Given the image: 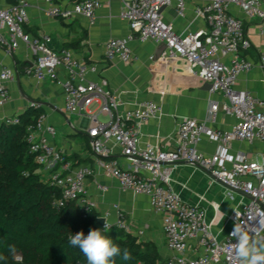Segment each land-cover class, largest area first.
<instances>
[{
	"label": "built area",
	"instance_id": "obj_1",
	"mask_svg": "<svg viewBox=\"0 0 264 264\" xmlns=\"http://www.w3.org/2000/svg\"><path fill=\"white\" fill-rule=\"evenodd\" d=\"M45 1L50 4L51 0ZM186 1L123 0L120 17L128 23L131 34L111 39L104 50L107 60L117 58L126 63L132 59L129 41L133 38L161 44L160 57L184 59L195 74L211 85L210 92L222 97L221 103L210 102L206 121L181 120L173 151L138 145V127L158 111L153 102H143L123 117L116 115L118 102L107 89V81L85 80L86 73L95 72V67L87 68L78 63L71 52H55L44 39L25 32L28 0H16L12 5L0 7V44L9 50L16 48L19 42L27 45L34 61L25 72L37 80L53 78L57 67H64L68 77L61 83L64 94L62 111L87 120L86 133L97 168L116 179L122 189L135 195H146L152 209L162 215L165 246L170 254L160 264H247L239 255L233 230L235 226L242 227L249 247L264 254V153L251 158L243 153L233 156L229 150L234 142L264 141V100L235 88L239 74L249 71L252 64L241 57L240 53L250 47V42L245 37L243 21L230 13V7L239 8L250 20H258L259 34L264 38V0H207L195 10V16L204 19L209 29L178 32L171 23L163 20L161 10L174 6L176 13L183 17ZM99 6V0H81L69 8L49 6L46 14L64 20L76 16L93 20ZM221 57H228V63ZM257 65L264 73V53ZM10 79L11 72L2 71L0 106L9 100L6 82ZM92 104L97 105L99 114L106 118L104 121L89 109ZM32 107L39 108L40 105L33 103ZM219 111L235 119V124L227 132H219L209 125ZM5 122L18 123L19 119L15 116ZM26 131L25 139L40 166L39 173L61 190L56 205L74 201L85 211L95 210L96 205L88 197L84 185L86 178L93 175L92 167L85 164L72 166L64 152L49 143L46 135L54 138L57 131L52 125L45 124L44 113L39 114ZM203 137L217 143L213 154L206 155L198 150ZM108 143L120 146L126 160L125 168L119 167L116 161L103 159L109 153ZM178 162L195 165L232 189L252 197L253 200L247 198L232 213V225L223 239L218 240L211 233L204 208L183 201L170 188L172 171ZM100 189L105 191L106 187ZM113 208L116 212L113 224L107 221L106 215H98L97 219H104L102 226L105 224V229L115 226L130 232L123 212L117 205ZM16 259L20 260V257Z\"/></svg>",
	"mask_w": 264,
	"mask_h": 264
},
{
	"label": "crops",
	"instance_id": "obj_2",
	"mask_svg": "<svg viewBox=\"0 0 264 264\" xmlns=\"http://www.w3.org/2000/svg\"><path fill=\"white\" fill-rule=\"evenodd\" d=\"M79 1L81 0H51L48 4L45 0H28L25 32L44 39L53 51L67 50L78 63L87 68L95 67V72L86 73L85 80L107 81V89L118 102L116 115L123 117L126 112L135 110L141 103L153 102L158 111L154 117L138 127V145L173 151L176 148V131L181 120L190 118L206 121L210 102L221 103L222 97L211 93L207 82L195 74L184 59L160 57L163 45L150 40L133 38L129 41L132 55L129 62L125 63L117 58L107 60L104 56L106 43L111 39L125 38L131 34L128 23L120 17L123 0H99L100 6L93 20L82 16L64 20L46 14L49 6L69 8ZM206 2L207 0H187L183 17L176 13L174 6L163 8L161 15L163 20L171 23L178 32L207 31L209 27L206 21L195 16V10ZM14 3L16 0H0V7L5 8ZM230 13L244 23V33L250 47L240 54L252 64L249 71L239 74L235 88L248 91L264 100V73L257 65L260 55L264 53V38L259 34V21L248 19L234 6L230 7ZM221 60L228 63L229 58L221 57ZM33 61L34 56L24 43L19 42L12 50L0 44V74L4 70L12 74V79L6 82L9 100L0 106V123L24 113L33 103L40 105V111L45 115V124L52 125L55 129L59 123L58 116L63 115L69 129L64 130L58 139L57 134L54 138L48 135L46 137L49 143L62 150L67 158L76 155L85 161L78 163L77 160L67 159L72 166L85 164L92 167L93 175L86 178L84 185L88 197L96 205L95 210L99 215H106L107 221L113 224L116 220L113 206L117 205L125 215L130 232L138 241L152 242L162 258H167L170 253L165 246L162 215L152 209L146 195H135L122 189L116 179L106 176L97 168L86 133L87 120L77 115H66L62 111L64 94L61 83L68 77L64 67H57L53 78L37 80L25 72ZM92 105L95 106L91 111L95 112L98 118L102 116L97 105ZM77 120L80 123V131L75 129ZM234 124L235 119L221 111L217 112L209 123L219 132L229 131ZM216 147L217 143L206 137H203L197 146L198 150L206 155L213 154ZM107 148L109 153L103 159L116 161L119 167L125 168L126 160L121 154L120 146L108 143ZM229 152L233 156L243 153L254 158L264 153V141L234 142ZM101 187H106V190L102 191ZM170 188L183 201L205 209L206 222L218 240L223 239L230 229L232 213L247 200V197L235 191H231L230 198V189L203 169L184 162L175 165Z\"/></svg>",
	"mask_w": 264,
	"mask_h": 264
},
{
	"label": "trees",
	"instance_id": "obj_3",
	"mask_svg": "<svg viewBox=\"0 0 264 264\" xmlns=\"http://www.w3.org/2000/svg\"><path fill=\"white\" fill-rule=\"evenodd\" d=\"M42 112L30 107L18 123H0V264H88L79 248L70 245L77 232L103 229L96 210L85 211L77 202L56 205L61 190L36 172L39 164L25 139L27 127ZM66 159L85 162L74 155ZM121 249L113 264H160L152 242L138 241L115 226L103 229ZM130 259L124 261V251ZM20 257V260L16 258Z\"/></svg>",
	"mask_w": 264,
	"mask_h": 264
},
{
	"label": "clouds",
	"instance_id": "obj_4",
	"mask_svg": "<svg viewBox=\"0 0 264 264\" xmlns=\"http://www.w3.org/2000/svg\"><path fill=\"white\" fill-rule=\"evenodd\" d=\"M105 226L104 224L103 229ZM103 229H91L87 235L82 231L77 232L69 240L71 246L79 248L86 256L88 264H113L112 258L121 255L120 247L103 234ZM233 236L237 239L236 247L239 255L247 261V264H264V254L249 247L242 227L235 226ZM130 258V254L125 250L122 259L127 261Z\"/></svg>",
	"mask_w": 264,
	"mask_h": 264
},
{
	"label": "rangeland",
	"instance_id": "obj_5",
	"mask_svg": "<svg viewBox=\"0 0 264 264\" xmlns=\"http://www.w3.org/2000/svg\"><path fill=\"white\" fill-rule=\"evenodd\" d=\"M94 106L95 105H92V106H90V110H93L94 109ZM100 121H104L105 120V118L104 117H102V116H99V118H98ZM58 120H59V123L57 124V135H56V138L58 139V137H60L61 136V133L64 131V130H66V129H69V126L67 125V123H66V121H65V119H64V117H63V115H59L58 116ZM75 129L76 130H78V131H80V129H78V127H80V123H79V121L77 120V121H75ZM72 131V130H71ZM73 133V132H72Z\"/></svg>",
	"mask_w": 264,
	"mask_h": 264
},
{
	"label": "water",
	"instance_id": "obj_6",
	"mask_svg": "<svg viewBox=\"0 0 264 264\" xmlns=\"http://www.w3.org/2000/svg\"><path fill=\"white\" fill-rule=\"evenodd\" d=\"M207 86H208V88L210 89L211 85H210L209 83H207ZM184 163H185V162H184ZM204 171H205V170H204ZM36 172H39V169H37ZM206 173H208V175H210L212 178L216 179V178H215L212 174H210L209 172L206 171ZM216 180H217V179H216ZM217 181L220 182L221 184H223L226 188H228V189H230V190H232V191H235V192H237V193H240V194L244 195L245 197H247V198L250 199V200H253L252 197H250L249 195L244 194V193H242V192L239 191V190L232 189L231 187H229V186H228L227 184H225L224 182H221V181H219V180H217ZM256 202H257L260 206H262L258 201H256ZM97 220H98V222H99L100 225H103V223H104V219H103V218H98Z\"/></svg>",
	"mask_w": 264,
	"mask_h": 264
}]
</instances>
